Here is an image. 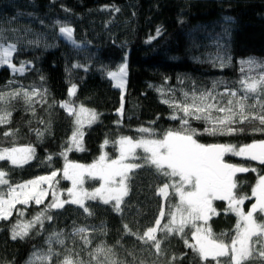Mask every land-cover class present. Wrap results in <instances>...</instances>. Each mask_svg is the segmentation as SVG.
<instances>
[{"label": "trees", "instance_id": "16d2710c", "mask_svg": "<svg viewBox=\"0 0 264 264\" xmlns=\"http://www.w3.org/2000/svg\"><path fill=\"white\" fill-rule=\"evenodd\" d=\"M62 26L73 30L72 43L61 37ZM0 43L15 44L12 62L17 68L25 66L23 72L0 66V92L37 89L42 93L33 98L31 105L21 94L6 106L11 118L10 123L0 125V150L31 146L35 154L23 166L4 160L0 170L7 173L13 187L57 171L58 187L64 200H69L67 190L71 185L62 176L66 163L88 166L101 155L117 159L122 137L153 139L169 129H180V120L171 117H181L183 113L165 100L191 103L193 91H211L217 99L226 90L244 94L239 81L245 76L258 77L264 71H250L246 65L241 70V61L249 58L264 62V0H0ZM124 62L128 73L123 96L107 73ZM73 85L75 94L69 95ZM185 92L189 94L187 101ZM249 95L253 97L246 101L245 115L249 119L240 122L237 116L231 125L235 129L232 134H202L196 137L199 142L239 148L264 140V131L257 130L264 125L252 118L264 113L259 105L247 107L255 104V94ZM229 98L223 96L222 106ZM260 99L264 101V95ZM65 102L96 113L93 124L83 129L80 151L72 150L77 123L61 107ZM212 115L222 117L225 113L214 110ZM190 124L201 133L210 127L203 120L190 119ZM140 128L154 129L156 135L137 131ZM37 130L43 135L38 136ZM5 132L12 135L5 136ZM135 154L145 155L142 148ZM133 160L144 163L142 159ZM225 161L256 169L234 177L235 194L251 196L259 177L264 175V164L230 154H226ZM166 182L168 179L154 167L132 170L128 194L119 211L115 202L104 204L98 199L84 203L91 214L72 203L48 208L50 195L41 204H17L8 220H0V264H27L33 252L47 250L46 241L56 232L63 233L65 246L53 240V249L62 255L67 254L66 249H73L85 262L90 259L88 253L103 243L124 264H216L211 258L202 260L186 246L185 239L193 243L194 229L190 227L183 234L158 231L159 252L152 242L137 238L155 226L161 209L172 211V205L179 202L178 196L165 199L158 194ZM100 184L98 179H84L88 191ZM7 187L0 186V191L6 193ZM253 203L255 197L245 199L241 207L247 212ZM213 207L218 215L211 216L208 226L215 238L230 242L238 217L227 210V201H213ZM45 209L52 219H45L42 228L36 225L25 238H12V228L18 221L33 220ZM257 219L264 220V214L257 213ZM168 220V216L161 219V226ZM81 227L87 229L90 246L84 245L81 235L74 234V229ZM254 257L246 264H264L258 251ZM218 259L223 262L227 258ZM55 261L54 257L53 264Z\"/></svg>", "mask_w": 264, "mask_h": 264}, {"label": "snow or ice", "instance_id": "6c2138e0", "mask_svg": "<svg viewBox=\"0 0 264 264\" xmlns=\"http://www.w3.org/2000/svg\"><path fill=\"white\" fill-rule=\"evenodd\" d=\"M59 31L69 40L72 39L73 30L70 27L62 26ZM159 32L160 30L157 29V34ZM15 51V44L5 46L0 43V66L7 65L14 72H23L25 70L23 64L17 68L12 63L11 57ZM241 65L242 71L245 65L250 71L253 68L264 69V62H258L254 58L241 61ZM107 74L117 82V87L123 88L127 76V64H121L117 71H109ZM239 84L240 90L244 93L242 96L238 95L237 90H226L225 93L220 94V99L217 100V96H214L211 91L199 94L193 91L191 103L177 104L165 100L164 103H169L171 107L183 113L181 117L176 115L171 117V119L180 120V129H169L160 138L153 139L133 140L130 137H122L119 141L120 155L117 159H109L106 155H101L97 162L88 166L66 163L63 169V178L72 182V187L67 190L71 200H60L56 192L53 191L52 202L48 208H62L64 204L72 203L80 205L85 212L91 214L85 207L84 201L99 198L104 204L114 201V207L119 211L123 197L128 194L125 183L128 172L147 165L154 167L157 173L169 181L159 188L158 194L165 199H169L170 196H178L179 202L172 205V211L165 212L161 209L160 219L155 221V226L149 227L142 236L137 237L138 239L145 243L152 242L159 252L161 240L157 238L158 231L183 234L185 228L190 227L194 229L191 236L195 243L190 244L185 239V244L196 251L202 260L207 261L211 258L216 261V264H246L247 261L255 258L254 253L257 251L258 258L264 260V220L258 221L257 219V213L264 214V175L259 177L252 189L251 196H237L234 192V189L237 188V183L234 180L236 173L256 171V169L230 164L224 159L225 155L230 153L264 164V140L237 148L234 145L205 144L196 138L202 134L210 136L232 134L235 129L231 125L236 122L237 116L240 117V122L249 119V115H245L246 101L253 98L249 94H255V104L247 105V107L252 108L259 105L261 112L264 113V101L260 99V96L264 95V71L258 77L245 76L239 81ZM75 91L76 87L73 85L69 90V95H74ZM21 94L29 105L33 103L34 97L42 96V93L37 89H33L31 92L23 89L0 92V125L10 123L11 112L6 106ZM225 95L230 98L222 106ZM184 97L187 101L189 94L185 92ZM210 101H216V103ZM61 107H64L70 115L75 112V109L70 106V102L61 104ZM213 110L225 113V115L213 117ZM85 113L90 116L89 123L97 118L95 112H89L88 109L81 107L77 113V125L82 123L81 117ZM252 118L258 119L260 124L264 125V114L252 115ZM190 119L203 120L210 127H205L202 133L198 132L197 129L191 127ZM257 130L264 131V128ZM137 131L148 133L151 136L156 135L154 129L140 128ZM4 135L11 136L12 133L5 132ZM37 135L40 136L43 133L37 130ZM82 136L83 132L79 127L72 136L73 145L80 150H82L80 147ZM137 148H142L145 155L136 156ZM34 152L35 150L31 146L5 148L0 150V161L7 159L12 165L23 166L34 157ZM62 155L66 156V153H62ZM130 156L134 159H142L144 163H126ZM85 174L91 179H98L102 182L92 192H88L82 187L77 190L78 186L84 184ZM57 175V171H53L48 176H39L13 187L6 178L7 173L0 170V185L8 186L6 193L0 191V220H8L17 204L27 205L30 201L41 204L43 198L48 195L47 189L42 188L41 185L47 184L49 188H53L54 183H58L55 179ZM26 189L27 191H25ZM169 189L173 191L170 193ZM252 197H255V203L251 205L250 210L245 212L241 206L245 199ZM216 200L227 201V210L238 217L235 236L230 239V242L215 238L208 226L211 216L218 215L213 207V201ZM46 211L47 209L38 213L33 220L18 221L12 228V238H25L36 225L42 228L45 219H52L51 216L46 215ZM19 215H23V212H20ZM165 216H168L169 220L161 226V219ZM198 222H203V226ZM125 228L127 229V225ZM86 233L87 229L84 227L74 229V234L81 235L84 245L90 246L92 241ZM129 234L132 233L129 232ZM221 236L226 237L227 234L221 233ZM62 237V232H56L49 236L46 241L49 245L47 250L33 252L27 264H53L54 257L56 258L55 264H124L123 261L115 258L112 248L103 243L88 253L90 259L87 262L80 258V254L75 253L73 249H66L67 254L62 255L52 247L53 240L64 247L65 240ZM257 245H259L258 250ZM221 257L227 259L221 262L218 259Z\"/></svg>", "mask_w": 264, "mask_h": 264}, {"label": "rangeland", "instance_id": "374dc122", "mask_svg": "<svg viewBox=\"0 0 264 264\" xmlns=\"http://www.w3.org/2000/svg\"><path fill=\"white\" fill-rule=\"evenodd\" d=\"M60 35H61V37H63L66 41H68V42H73V37H72V39L71 40H69L68 38H66L63 34H61L60 33ZM13 63V62H12ZM124 63H126L127 64V62H124ZM123 63V64H124ZM3 66H7V65H3ZM118 70V69H117ZM117 70H115V71H117ZM128 73V72H127ZM110 78V77H109ZM112 81H113V84H114V87L115 88H117L118 90H120V92L122 93V95L124 96L125 95V92H126V88H127V76L125 77V83H124V87L123 88H120V87H117L116 85H117V82L115 81V80H113L112 78H110ZM225 93V92H224ZM217 100H219V99H217ZM210 102H212V103H216V101H210ZM71 106V105H70ZM72 108H74L75 109V112H73V114H71L74 118H75V121L77 120V113H79V109L81 108V107H78V108H75V107H73V106H71ZM64 108V107H63ZM86 109V108H85ZM64 110L69 114V112L64 108ZM214 111V110H213ZM89 112H92V111H90L89 110ZM70 115V114H69ZM81 119H82V123L80 124V125H77V128L79 127V129H80V131H82L83 132V129L85 128V127H87V126H89V125H91V124H93V122H91V123H89V120H90V116L87 114V113H85L82 117H81ZM96 120V119H95ZM82 141H83V136H82V139H81V145H80V147L82 148ZM137 149H139V148H137ZM137 149H136V151H137ZM72 150H78V151H80V149H78V148H76L74 145H73V143H72ZM34 154H35V152H34ZM230 154V153H229ZM230 155H232V154H230ZM232 156H234V155H232ZM66 157H67V154H66ZM235 157H237V158H242V159H248V158H245V157H240V156H235ZM134 158L132 157V156H130L129 158H128V160L126 161V163H134L133 160ZM5 160H7V159H5ZM2 161H4V160H2ZM2 161H0V162H2ZM8 161V160H7ZM30 161V160H29ZM10 162V161H9ZM259 162V161H258ZM11 163V162H10ZM134 170V169H133ZM132 171V170H131ZM130 171V172H131ZM130 172H128V174H127V176L129 175V173ZM237 174V173H236ZM63 176V175H62ZM85 177L87 178L88 176H87V174H85ZM66 181H68L69 182V184L71 185V187H72V182L70 181V180H67V179H65ZM102 183V182H101ZM125 183H126V185H127V189H128V178H127V180L125 181ZM0 186H4V185H0ZM100 186V185H99ZM98 186V187H99ZM41 187L42 188H44V189H47V191H48V195L47 196H45L44 198H43V201L45 200V198H47L49 195L51 196V202H52V193H53V191L54 192H56V194H57V196H58V198L60 199V200H64V198H63V195H62V192L60 191V189H59V187H58V183H54V187L53 188H49L48 187V185L47 184H43V185H41ZM80 187H82L84 190H86L85 189V187H84V184L82 185V186H78V188H77V190H79L80 189ZM25 191H27V189L25 190ZM86 191H88V190H86ZM93 190H91V191H88V192H92ZM67 195L69 196V194H68V192H67ZM124 198V197H123ZM99 201H101L102 202V200H100L99 198H97ZM69 200H71V197L69 196ZM87 200H89V199H86L85 201H84V203L87 201ZM123 201V200H122ZM112 202H114V201H112ZM199 224H201L202 226H203V222H198ZM195 243V240L193 239V243L192 244H194Z\"/></svg>", "mask_w": 264, "mask_h": 264}, {"label": "water", "instance_id": "95a60500", "mask_svg": "<svg viewBox=\"0 0 264 264\" xmlns=\"http://www.w3.org/2000/svg\"><path fill=\"white\" fill-rule=\"evenodd\" d=\"M226 156V155H225ZM224 159H225V157H224ZM225 162H227V161H225ZM227 163H230V162H227ZM230 164H233V163H230Z\"/></svg>", "mask_w": 264, "mask_h": 264}]
</instances>
